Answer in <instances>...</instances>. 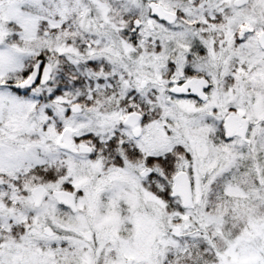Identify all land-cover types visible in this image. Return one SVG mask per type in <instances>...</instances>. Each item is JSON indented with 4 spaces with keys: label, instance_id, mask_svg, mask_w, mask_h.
Returning <instances> with one entry per match:
<instances>
[{
    "label": "snow or ice",
    "instance_id": "1",
    "mask_svg": "<svg viewBox=\"0 0 264 264\" xmlns=\"http://www.w3.org/2000/svg\"><path fill=\"white\" fill-rule=\"evenodd\" d=\"M0 264H264V0H0Z\"/></svg>",
    "mask_w": 264,
    "mask_h": 264
}]
</instances>
